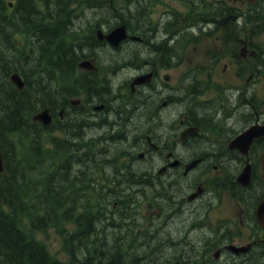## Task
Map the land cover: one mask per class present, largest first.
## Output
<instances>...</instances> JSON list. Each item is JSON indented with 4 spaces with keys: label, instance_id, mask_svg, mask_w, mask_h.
Instances as JSON below:
<instances>
[{
    "label": "flooded vegetation",
    "instance_id": "flooded-vegetation-1",
    "mask_svg": "<svg viewBox=\"0 0 264 264\" xmlns=\"http://www.w3.org/2000/svg\"><path fill=\"white\" fill-rule=\"evenodd\" d=\"M17 1L16 6H4L8 13L16 10V18L21 20L27 9H33L32 0ZM9 15L2 17L6 27L13 21ZM64 18L61 25L67 22L68 17ZM201 25L194 21L180 23L176 30L175 22L163 18L162 42L152 33L156 31L153 22H146L147 28L138 30V24L132 23L130 38L122 46L113 48L99 39L85 44L64 40L61 45L73 51L69 54L72 66L62 67L58 55L52 58L56 65L51 66L49 96L57 90L56 84L61 85L57 78L59 68L66 69L68 76L85 60L99 68L85 71L84 84L72 92L63 88L67 97L58 99L61 104L52 97L49 111L56 128L67 118V127L74 123L79 129L77 134L85 141L109 134L103 150L89 155L97 156L96 163L102 165L97 189L131 194L128 215H124L125 206L119 199L114 200L112 207L113 212L123 214V226L117 228L114 221L107 220L100 228L101 234L106 233V251L118 258L122 256L123 262L127 259V264H264V231L258 227L255 215L256 203L264 197V149L253 157H245L229 148L236 134L253 123H264L258 109L259 98L252 97L258 93V82L254 83V76H250L244 91L251 97L243 98L241 103L237 101L239 96H227L219 103H205L210 101L205 99L197 104L199 88L195 85L207 82L206 72L197 71L174 88L175 99L166 95L169 86L162 72L163 63L158 62L164 43L170 38L175 46L184 38L182 29L195 36ZM65 36L72 37L70 33ZM101 46H108L113 52L136 49L139 54L134 58L141 57L140 64L128 76L124 75L126 70L109 69L112 59L110 65L102 66L96 50ZM146 55L150 57L142 58ZM146 74L149 81L133 85ZM89 84L93 87L86 88ZM244 91L239 89L243 95ZM173 100L179 118L172 120V125H165V108ZM231 106L236 113L223 125L221 117ZM248 115L250 120L234 130L233 126ZM84 140L80 142L82 147ZM249 162L253 185L247 188L238 178ZM258 164H262V170H258ZM143 203H148V207L159 203L160 207L149 211L142 208Z\"/></svg>",
    "mask_w": 264,
    "mask_h": 264
},
{
    "label": "trees",
    "instance_id": "trees-1",
    "mask_svg": "<svg viewBox=\"0 0 264 264\" xmlns=\"http://www.w3.org/2000/svg\"><path fill=\"white\" fill-rule=\"evenodd\" d=\"M66 1L33 0V9H27L28 12L23 13L21 20L16 18V10L9 15L13 21L8 28L0 14V67H4L8 76L12 72H20L27 83L23 90H19L8 80L0 79V153L4 160V170H0V264H127L120 260L121 257L111 254L104 262H98L97 258L105 255L100 254L96 233H91L89 227L86 233L91 236L80 233L81 216L78 209L86 211L88 202L85 203L80 198L85 193L82 192L84 189L79 181L67 179V169L71 164L74 165L72 155L82 148L80 141L55 142L56 147L51 149L47 147L50 140L44 137L48 127H38L33 121L39 109L48 107V82L53 70L51 66L56 65L52 57L58 58V55L62 67H70L73 64V58L69 55L73 51L61 45L65 37L62 33L59 35L61 29L58 26L64 19L66 9L75 14L77 11H83L85 7L79 6L82 0ZM138 1L141 0H103L106 2L103 4L112 12H116L120 4H124L120 9H131L136 4V9L140 11L142 4ZM201 1L206 4L205 0ZM0 3V6H3L6 0H0ZM64 3L65 8L62 6ZM75 4L77 9L73 7ZM49 6L53 8L50 9ZM260 6V9L247 13L250 22L261 18L264 21V2L260 3ZM90 7L88 5L85 10ZM58 12H61L63 17ZM215 13L223 14V10L217 9ZM125 17L130 19L128 24L132 23L131 18L134 17ZM140 18L145 22L149 21L146 11L140 13ZM64 25H67L66 29L73 34L75 26L69 21L64 22ZM87 33L89 41L98 39L95 31L90 32V28ZM25 35L28 36L26 51L18 46V37ZM227 43L238 47L230 39H227ZM103 44L106 45L104 42ZM39 45L40 51L41 47H44L49 53L40 59L37 54ZM22 56L26 63L32 61V73L17 67ZM238 63L241 65L240 61ZM260 63L264 66V60ZM260 63L253 62L256 69ZM62 67L59 68L60 72L66 73L67 70ZM28 80H45L46 88L42 85L44 89L35 92L28 87ZM77 145H80V148H76ZM78 158L76 166L79 173V169L92 167L93 164H89L92 158L88 155L84 156V161ZM54 160L62 165L55 166ZM89 172L87 171L88 174ZM88 208V212L92 211ZM87 220L90 221V217ZM69 222L77 224V233L69 234L65 228ZM51 228L56 229L62 237L63 247L70 256V262L54 258L46 244L37 240L36 232H45ZM85 250L88 257L84 259Z\"/></svg>",
    "mask_w": 264,
    "mask_h": 264
},
{
    "label": "rangeland",
    "instance_id": "rangeland-1",
    "mask_svg": "<svg viewBox=\"0 0 264 264\" xmlns=\"http://www.w3.org/2000/svg\"><path fill=\"white\" fill-rule=\"evenodd\" d=\"M8 1H12L14 3V5H16L17 0H8ZM33 1V0H32ZM71 1V0H70ZM75 2H79L78 0H74ZM120 1V0H119ZM210 1V0H209ZM212 2H216V5H220L221 7H223L224 9H228L230 7V5H234V1H237L238 3L233 6L235 8H237V10L233 9L230 7L231 9V15L226 16L224 18L221 19V22H216L214 24V26L212 25L211 27V32L209 33V35H207V33H204L200 36V38L196 41V44L191 43L190 39H187V41L185 42V44H182L180 47H182L180 49V56H179V60L176 64L174 65H167L166 68H163V74H165L166 72H168V74L171 75V83L172 86H179L182 82H184V80L186 81V75L189 74L191 71H203V72H210V76H214V73L216 72H220L221 73V78L217 79L221 88L219 86H217V90L211 91V90H206L205 92L209 93L208 95L210 97H213L217 94V91L219 92V95L222 94L224 95L225 91L227 90V88H235V87H239V86H244V80H241V77H239L238 75H236V72L239 71V67L236 64V58H234V55H240L241 54V48L237 47V48H233L231 45L227 44L226 39H230V40H234V35H233V24L234 23V18L237 15V13L240 14H245L246 10H247V6L250 4H259V3H263L264 0H211ZM228 1V2H227ZM67 2V1H65ZM140 2L142 5L140 8V11H138L136 9V4L135 2H131V4H135L131 7V9L128 8H124V9H117L116 12H112L110 9H108L106 7V3L103 4V0H82V3L79 4V6H84L85 8L88 7V5H90V9H86L84 8L83 11H80L77 13L78 14H72L68 11V9L65 10V15L68 17L67 22H71L75 28L73 29V34H75V38L73 37L74 35L72 33H70L72 35V37H68L65 36L66 34L69 33V31L66 29L67 25H61L60 28L61 30L59 31V35L61 34L62 36L65 37L64 40H66L68 43H76V44H80V43H87L89 42L88 40V33H87V29L90 28V32H94L96 33V30L98 27L103 28L104 30L106 29H110L113 28L111 26H114L116 24H119L118 20H121L122 17L128 19L127 17H125V15H129L132 16L134 18H131L132 23H137V30L139 28H144L146 29V22L144 21V19H139V15L140 13L143 11H145L147 9V6L145 5L146 3L149 2L148 8H150V17H151V22L154 23V27L156 29V31H152V33H154V35L156 37H159V40L162 41V34H163V18H165V21H172L175 22L176 26L174 29H178V27L180 26V23L182 24H186L188 22H204V23H211L212 19L211 17L207 16L208 11L205 10H200L199 12H195V10L192 9V11L188 10V8H186L180 1L178 0H141L138 1ZM193 2H195L197 4V8L198 9L200 7V3L198 0H193ZM208 2V0H207ZM88 3V4H87ZM9 4V3H8ZM0 5H2V3H0ZM124 4H120V8L123 7ZM252 5V6H255ZM63 8H65L66 4L64 3V5H62ZM118 6V4H117ZM50 7V6H49ZM180 7V8H179ZM5 6H0V11L2 12L3 16L6 17L8 14H10L11 12L9 11V13L7 12V10H5ZM78 7H76L75 9H77ZM51 9V8H50ZM58 9V8H57ZM180 10V11H179ZM138 11V12H137ZM176 13H174V12ZM61 12H58V14H60ZM124 13V15L122 14ZM129 13V14H126ZM64 15V16H65ZM61 17H63V14L61 13ZM66 18V17H65ZM64 18V20H65ZM200 20V21H199ZM215 22V21H214ZM261 22H253V23H249L246 25V31H244L246 34V36L243 38H248V30H250L251 28L255 27L258 28V34L253 36L252 42L253 45L256 46L257 52L260 50L264 51V25L261 26L260 24ZM8 28V27H7ZM232 28V29H231ZM96 29V30H95ZM150 32V30H149ZM151 33V32H150ZM157 34V35H156ZM19 41V47L21 48H25V51L27 50V46L25 44H27V41L24 40V37L19 36L18 37ZM159 41V42H161ZM168 41V40H167ZM163 42V41H162ZM168 43H170L168 41ZM42 46V45H41ZM168 45L167 43L164 45V48H166ZM153 47V45H152ZM42 50L40 51V45L38 46L37 49V54L39 59L48 55L49 53L46 52V50H44V47H41ZM65 48V47H64ZM46 49V48H45ZM97 52L100 54V58L99 60L101 61V65L102 66H108L110 65V60L112 59L113 61H111V64H119L122 67H127L129 64H134V62H131L133 59L137 60L136 58H134L135 55H138L139 52L136 49H127L124 50L123 52H113V50L108 47V46H101L98 47ZM163 50L161 49L162 52V58H160L158 60V62H161V60L163 61V65L166 64V56H168V54H163ZM143 50H140V53H142ZM163 55L165 56L163 59ZM36 56V55H35ZM145 57H150V55H146L143 56L142 58ZM53 58V57H52ZM141 57H138V60ZM253 59L250 56L247 58H245L244 60V73H243V77H247L255 72L254 67H253ZM32 64V61H30ZM30 62H27L29 64L26 63V59L22 56L19 59V64L17 65V67L23 69L24 71H26L27 73H32L33 69H30ZM110 69V68H109ZM134 69L133 67L125 69L128 73L131 72L130 70ZM2 74V68L0 67V75ZM2 76V75H1ZM125 76H128L125 75ZM77 77H80L83 80V74L81 72V70L79 72H77ZM184 77V78H183ZM212 79H210L211 81ZM30 82L29 88H31L33 91L36 90H43L42 85L46 84V81L43 80V82H39L37 80H28ZM59 83H61L62 86L56 84L55 85V89H57V92H52V97L53 99H56V95L57 93L60 94V90L62 91L63 94V88H66L70 90V92H72V90L74 89V84L70 81V79H64L62 80V78H59ZM259 83L258 86V93L262 96V104L259 105V110L261 111L262 114H264V67H262L261 70H259L258 72V78L256 80ZM46 87V85L44 86ZM210 87V84L207 85V88ZM66 90L64 91V97L66 95ZM169 94H173L174 90L172 89H168ZM111 93V91L109 90V94ZM108 94V95H109ZM169 94H167V96H169ZM79 94H75V96H79ZM61 98V95H59ZM63 97V98H64ZM220 97V96H219ZM206 98V96H199L196 98L195 102L197 104L201 103L202 100H204ZM62 100V98H61ZM216 103H218V101H215ZM176 110H177V105H173L171 107L167 108L166 111V119H167V124L171 123V120H173L175 118L176 115ZM236 113L235 109L231 106L228 111H226V117H233L234 114ZM68 120L67 118H65L64 120H62V122L59 124L60 126L63 125L64 127H67L65 121ZM87 122H89V120H87ZM124 122V119L122 120V123ZM81 123H85V122H81ZM87 128V127H86ZM234 130L239 129V125H234L233 126ZM83 129V128H82ZM79 130V129H77ZM47 140L50 139H66L68 136V132L66 130L63 131H55V132H50L49 134L46 135ZM109 135H104V138H107ZM97 144L100 145L101 142L97 141ZM50 145V148H52V145L50 143H48L47 147ZM84 145V144H83ZM53 149V148H52ZM262 151L261 147L258 148L257 150ZM57 161L54 160V163H56ZM58 166V165H57ZM231 166H234V164H231ZM259 168L258 170H262V164H258ZM55 167V166H54ZM68 189V186H67ZM83 193H88L85 192V190L82 191ZM92 191H90V195L92 196V198L98 203L97 199L91 194ZM142 208H146L148 210V203H143L142 204ZM153 208H157V207H153ZM157 209H154L153 211H156ZM99 211L96 210L94 212V214H96ZM100 217L102 218L106 208L105 207H100ZM78 213L79 214H84V210L79 208L78 209ZM238 225H240V222H237ZM67 230H74L75 228L73 227V225L67 224ZM36 238L38 240H41L43 243L46 244L50 254L52 256H55L57 258H59L60 260L63 261H69V256L67 255V253L65 252L64 248H63V242H62V237L58 234L57 230L54 228L48 229L45 232H36L35 234ZM146 262H151V261H146ZM147 264V263H146Z\"/></svg>",
    "mask_w": 264,
    "mask_h": 264
},
{
    "label": "water",
    "instance_id": "water-1",
    "mask_svg": "<svg viewBox=\"0 0 264 264\" xmlns=\"http://www.w3.org/2000/svg\"><path fill=\"white\" fill-rule=\"evenodd\" d=\"M98 35L100 39H106L110 45L117 47L120 45L123 41L127 40L128 33H127V27L125 24L120 25L116 28H114L111 32L107 34H103L102 30L98 32ZM84 67H90L89 63L82 64ZM12 81L18 86V88L22 89L24 87V83L22 81V78L19 76V74H15L12 76ZM35 121H41L44 124L50 123V117L48 115V110H45L35 116ZM264 135V128H257L254 127L250 131L246 132L245 134L241 135L238 139H236L233 143L235 148L238 149H247L250 145V143L253 141L255 137H260ZM0 168H2V158L0 159ZM262 208L258 211V219L260 225L264 228V202L262 203Z\"/></svg>",
    "mask_w": 264,
    "mask_h": 264
},
{
    "label": "bare ground",
    "instance_id": "bare-ground-1",
    "mask_svg": "<svg viewBox=\"0 0 264 264\" xmlns=\"http://www.w3.org/2000/svg\"><path fill=\"white\" fill-rule=\"evenodd\" d=\"M16 3H18V1H17ZM10 4H12V5L14 6L13 2L10 1L9 4L7 5V7H9ZM16 5H17V4H16ZM16 5H15V6H16ZM12 12H13V11H12ZM12 12H11V13H12ZM11 13H10V15H11ZM0 14H1V16L3 17V14H2L1 11H0ZM37 81H38V83H39V82H43V80H37ZM29 85H30V82L28 81V87H29ZM44 88H46V87H44ZM44 88H43V89H44ZM36 91L38 92V91H41V90H36ZM36 91H35V92H36ZM46 94H47V93H46Z\"/></svg>",
    "mask_w": 264,
    "mask_h": 264
}]
</instances>
